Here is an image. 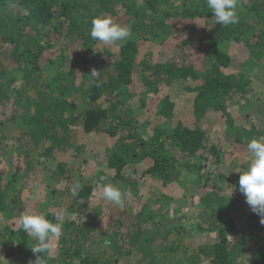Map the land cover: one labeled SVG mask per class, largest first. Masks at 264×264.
I'll return each instance as SVG.
<instances>
[{
    "label": "trees",
    "instance_id": "obj_1",
    "mask_svg": "<svg viewBox=\"0 0 264 264\" xmlns=\"http://www.w3.org/2000/svg\"><path fill=\"white\" fill-rule=\"evenodd\" d=\"M117 6L123 10L118 12ZM238 12V24L221 27L215 23L206 0H0V45L7 48L3 53H8V62L12 64L7 69L0 58V80L18 75L8 79L9 84L0 86V105L13 100L17 111L11 121L21 124L17 142L7 145L9 153L23 158L31 168L32 155L39 150L40 156L48 160L64 158L68 149L74 148L75 128L86 134L105 135L113 144L112 151L105 155V166L113 173V184L131 192L138 183L124 177L123 170L129 163H144L148 167L142 176L158 178L164 186L188 178L198 184L202 214H215L212 219L207 215L194 222L197 232L216 234L214 243L194 251L191 257H187V249L181 248L182 257L171 256L169 264H264L261 218L249 209L245 225L239 227L235 216L219 212L227 197L221 195L219 185L209 182L210 172L206 167L208 162L218 166L223 151L218 145L208 144L205 132L197 125H190L189 118L176 115L175 104L167 95L176 82L193 79L197 84L187 87V91L194 94L192 106L197 121L211 112L219 114L220 122L241 150H248L251 139L264 135V123L238 125L234 120L230 111L233 100L248 93L250 81L245 74L228 70L231 64L228 48L232 43L248 52L244 68L249 62L264 67V0H238ZM103 13L114 18L123 14L126 21L120 24H130L132 28V37L112 56L117 57L113 63L104 60L111 52L99 49L103 47L101 42L90 36L92 19ZM179 19H203L207 29L200 34L176 30L171 23ZM146 42L170 44L181 57L162 64L151 58L142 59L139 61L141 85H138L134 69L140 55L139 44ZM56 52L59 55L54 58ZM202 55L209 68L198 73L194 61L201 60ZM42 60L48 62L45 67L41 66ZM94 69L97 74L92 76ZM12 82H17L13 89ZM75 95L82 101L81 106L70 102ZM136 98L141 107L147 106L149 100L156 101L157 114L167 120L166 124L148 131L129 107V102ZM3 131L4 123L0 122L1 148L6 146ZM81 149L76 147L75 152ZM65 168V163H57L54 177L63 178ZM20 175L19 171L13 174L0 171V252L12 264L30 261L34 264L37 258L31 251L34 241L19 226L9 225L15 218V209H23L19 201L22 189L14 193ZM239 176L220 175L222 181L234 187V194L241 196ZM92 192V184L85 183L74 194L71 209L81 199L89 201ZM56 193L57 189H53L52 194ZM97 210L95 217L101 215L100 209ZM75 212L86 211L79 208ZM218 216L222 219H217ZM158 217L140 220L158 221ZM47 218L55 222L54 215L47 214ZM162 219L167 221L162 238L168 240L173 235L168 230L172 226L177 237L187 233L185 218L178 221L179 225L169 223L173 220L168 214ZM115 224L119 229L123 226L119 220ZM136 228L129 240L132 249L127 251L118 245L117 231L104 235L100 250L104 246L116 248L114 259H110L101 257L102 252L96 254L88 249L89 233L95 232L96 225L84 223L80 227L65 223L59 252L55 257L45 254L47 264H119L133 250L136 254L144 253L148 242L154 240V237L144 239L139 225ZM179 243L181 240L172 241L169 251L179 250Z\"/></svg>",
    "mask_w": 264,
    "mask_h": 264
},
{
    "label": "rangeland",
    "instance_id": "obj_2",
    "mask_svg": "<svg viewBox=\"0 0 264 264\" xmlns=\"http://www.w3.org/2000/svg\"><path fill=\"white\" fill-rule=\"evenodd\" d=\"M117 10L121 12L123 9L121 6H117ZM114 19L117 23L121 24L126 21L123 14H120ZM171 25L176 30H189L196 34H200L207 29L203 19H196L194 21L179 19L172 22ZM123 43L121 42L117 46L104 45L101 42L103 47L99 49L109 50L111 52L110 55L104 56V60L107 63L116 61L117 57L113 58L112 56L117 55ZM4 49L7 48L0 45V58L4 62V66H7L6 68L9 69L12 64L8 62V53H3ZM139 50L140 55L134 69L135 80L138 85H141V67L139 66V61L142 59L151 58L155 63L162 64L181 57L180 52L175 47L170 44L167 45L165 42L164 44L159 42L141 43L139 44ZM58 51L60 53V49ZM59 53H54L53 57L57 58ZM228 54L231 58L229 72L245 74L250 81L248 93L242 97L238 96L233 100L234 104L231 105L230 111L234 120H236L238 125L264 123V67H260L258 63L249 62V64L247 63L245 65L246 68H244L243 62L247 58L248 52L237 44L232 43L229 46ZM201 57H203L201 60L194 61V68L198 73H203L209 68V62L204 55ZM47 64L48 62L46 60H42V67H45ZM64 70H66V67ZM14 78H18V75H9L6 78L7 80H0V86L5 83L9 84L8 79L12 80ZM14 83L16 84L17 82L10 83L11 89L14 88ZM196 84L197 81L193 79L176 82L168 89L167 95L175 104L174 113L179 117L189 118L190 125H197L205 132L208 144L218 145L223 151L224 154L218 166L211 165V162H208L209 164L206 167V170L210 172L208 180L219 185L221 195L227 197L225 206L219 209L220 214L235 216L236 225L242 227L246 223V215L249 213L250 207L246 203L245 196L235 195L232 187L222 181L220 175H228L230 177L240 175L235 170L237 168L243 169L249 164V153L248 150H241L235 146L225 124L220 122L219 114L211 112L200 121L195 119L192 106L194 94L187 91V87H194ZM139 101V98L131 100L129 107L140 122L146 125L148 131L166 124L167 120L157 114L156 101L149 100L148 105L145 107H141ZM70 102L78 107L81 106L82 101L75 95L70 99ZM16 107L13 100L4 105H0V122L4 123L5 126V131L1 133L5 136L3 144L6 145L4 146L5 148L0 147V171L5 174H13L19 171L21 174V179H19L16 192L14 193L19 192L20 188L22 189L19 201L22 203L23 209H15V218L9 222V225L17 228L19 225L18 217L24 210L52 214L55 217L63 214V225L65 223H76V225L81 227L84 223L94 224L96 225V230L94 233H89L91 237L90 242L87 244L88 249L94 250L96 254L102 252L101 257H110V259H114L115 246L110 248L104 246L102 251L99 248L106 233L111 234L112 231H117L119 234L118 239H120L118 245L125 251L132 249V242L129 240L134 234L133 232L136 231L137 225L141 228L144 239L149 240L151 237H154L153 242H148L147 244L148 250L138 254L133 250V254L128 257H122L119 264H151L153 261L155 263L169 264L168 262L171 256L175 259L182 257L181 248L187 249V257H191L194 251L207 248L214 243L216 240L215 233H199L194 228V222L198 221V219H204L207 215L211 216L210 219H212L215 214L211 212L205 215L202 214L203 212L199 203V185L189 180V178L172 186H164L158 178L142 176V172L148 167L146 164L129 163L124 168L123 175L130 182L136 181L138 184L136 188L131 190L132 196L126 200L125 206L120 208L111 202L101 199L99 197L97 182H99L102 173L106 174L105 176L108 178V182L112 183L113 181V173L105 166V155L112 151L113 144L105 135L86 134L82 129L75 128V132L72 134L74 148L68 149L64 158L48 160L40 156L42 151L39 150L33 153L31 159L32 167L29 168L25 160H22L23 158L20 159L17 157L18 155L10 154L7 146L14 145L17 142L16 138H19V131L21 130V124L19 122L11 121L16 116ZM76 147H82V149L79 152H75ZM57 163H65L66 165V175L61 179L53 175ZM57 180H60L59 184L55 183ZM77 181L82 185L85 183L92 184L93 192L89 201L81 199L78 202L79 204L71 209L74 200L72 189ZM53 189H57L58 193L52 194ZM94 192L96 195H93ZM80 205L83 206L82 209ZM79 208L86 212H80L78 214L75 210H79ZM97 209L101 211L99 217H95ZM166 214L173 220L169 223H175L176 225H179V220L185 218L187 233L177 237L174 234V228L172 226L168 230L173 235H170L168 240L162 238L165 236V227L167 225V221L162 219V217ZM151 216H159L158 221L151 220L143 222L140 220L148 219ZM217 219L222 218L218 216ZM116 220H119L123 225L120 229L115 224ZM177 239L181 240L179 250L169 251V244ZM60 241L61 239L51 257H55L58 254ZM0 256L6 259L3 260V264H12L6 255L0 252ZM0 260H2V257H0ZM202 264H208V262H203Z\"/></svg>",
    "mask_w": 264,
    "mask_h": 264
},
{
    "label": "clouds",
    "instance_id": "obj_3",
    "mask_svg": "<svg viewBox=\"0 0 264 264\" xmlns=\"http://www.w3.org/2000/svg\"><path fill=\"white\" fill-rule=\"evenodd\" d=\"M206 5L217 25L227 27L239 23L238 0H206ZM132 35L130 24L121 25L110 14H100L91 21V38L104 45L119 46V43L126 42ZM96 74L97 71L94 69L91 75ZM247 149L249 164L243 169L235 170L240 174L239 191L245 196L250 210L261 218L260 223L264 225V135L251 139ZM99 181L104 182L102 185L97 182L99 197L104 201L123 208L126 200L132 196L130 191L122 190L108 182L106 176H101ZM82 187L83 185L77 181L72 189L73 194ZM232 189L234 190L233 186ZM93 195L96 193L94 192ZM18 220V226L35 242L31 247V251L37 254L34 264H47L45 254L48 256L53 254L63 234V214L57 215L53 222L47 218L46 213L24 210L20 213ZM40 253L44 254L43 257L38 255ZM0 257H2L0 264H3V260L6 259L3 256ZM29 264L33 262L30 261Z\"/></svg>",
    "mask_w": 264,
    "mask_h": 264
}]
</instances>
